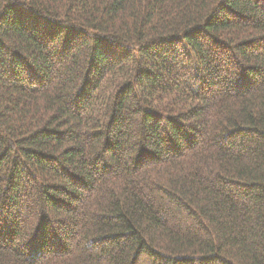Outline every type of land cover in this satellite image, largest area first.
Wrapping results in <instances>:
<instances>
[{"label": "trees", "instance_id": "16d2710c", "mask_svg": "<svg viewBox=\"0 0 264 264\" xmlns=\"http://www.w3.org/2000/svg\"><path fill=\"white\" fill-rule=\"evenodd\" d=\"M0 264H264V0H0Z\"/></svg>", "mask_w": 264, "mask_h": 264}]
</instances>
